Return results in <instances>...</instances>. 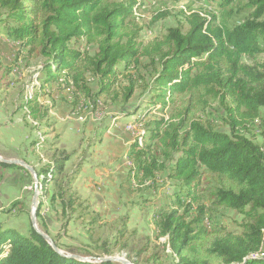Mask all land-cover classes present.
Segmentation results:
<instances>
[{"label":"trees","instance_id":"trees-1","mask_svg":"<svg viewBox=\"0 0 264 264\" xmlns=\"http://www.w3.org/2000/svg\"><path fill=\"white\" fill-rule=\"evenodd\" d=\"M233 1L222 2L220 18L189 10L190 14L185 13L187 31L171 27L162 40L140 52L138 31L127 27L136 0H0V35L19 42L18 55L23 60L42 59L38 69L42 86L57 81L61 90L100 96L113 88L121 64L137 69L143 56L150 57L151 79L128 72L124 99L130 100L144 82L155 96L154 103L162 102V110L167 101L177 103L167 118L146 123L144 145L131 144L129 175L139 185L149 181L154 193L159 187L165 190L167 202L154 212L156 236L166 239L163 249H170L176 264H264V62H243L245 57L255 59L264 52V0H247L228 9ZM242 13L248 15L232 23L227 18ZM81 38L96 42L97 53L89 55L73 46ZM88 73L97 77L98 92H92ZM12 82L0 80V88ZM28 83L19 92L22 103L18 108L29 106L33 117L42 119L48 110L37 100L44 92L36 90L25 101ZM214 103L223 107L225 116L212 111ZM48 147L53 150L50 160L37 170L43 194L51 203L60 201L61 214L68 222L81 218L85 212L79 208L84 202L71 188L84 158L70 171L67 162L77 149L69 152L49 142ZM50 171L52 178L47 176ZM161 178L164 184L158 185ZM48 182L54 185L51 193ZM223 208L244 215L239 228L222 225ZM40 226L48 232L45 222ZM137 241L139 247H132L136 251L133 263L143 258L161 264L149 237ZM0 264L122 263L61 254L32 225L27 234L0 228Z\"/></svg>","mask_w":264,"mask_h":264},{"label":"rangeland","instance_id":"rangeland-1","mask_svg":"<svg viewBox=\"0 0 264 264\" xmlns=\"http://www.w3.org/2000/svg\"><path fill=\"white\" fill-rule=\"evenodd\" d=\"M109 2L120 3L126 0H108ZM137 3L133 8V15L129 18L128 29H134L138 31L137 45L141 51L146 47L152 46L155 42L162 40L167 34L168 29L171 27L180 26L183 31H187L189 28V23L185 18V13L197 10L201 11L206 17L208 15L216 14L219 18L221 17V4L226 0H136ZM247 0H235L229 4L228 9L231 6H237L240 3H243ZM188 14V13H186ZM247 13H242L238 16L234 15L228 16L230 23L236 21L238 18L241 20ZM6 35L2 34L0 37H5ZM0 39V80L4 79L5 73L7 71L14 69L16 71H21L25 69V62L23 58L19 61L18 58H15L19 48H13L11 45L4 43L3 39ZM17 42V41H16ZM19 45V44H18ZM5 46V47H4ZM73 46L80 49L83 52L88 53L89 55H94L98 51V44L96 42H88L86 38H81L77 41H73ZM165 49H168L165 46ZM156 61L158 60V54H153ZM25 61V60H24ZM264 62V52L259 54L255 59H250L249 57L243 58V62L246 64H254L256 62ZM42 59L32 58L28 61L29 78H28V88L34 86V93L36 90H42L44 95H41L37 103L40 107L48 110V116L44 118L36 119L33 117L31 108L27 107L26 109H19L20 114L23 116L24 122L30 127V130L33 131L31 136V143H33L41 133L46 141L42 144V147L39 150H35L33 145L34 154L38 161V169L44 163L42 156L47 160L49 158V152L53 150L49 149L48 142L53 143L55 148H58L59 144V133L53 129V118L52 111L55 110V106H61L60 111L66 113V116H70V119L73 123H80L83 128V133L85 135L80 141L83 142V146L78 148H71L69 152L77 149V154L79 157L72 158V164L68 167L71 171L78 164L80 158L86 157L90 152L88 148V143L92 144L96 140H103V128L105 125H109V129L120 128L114 130L113 133L117 134L120 137L121 135L126 136L127 139L123 140L124 143L118 149L114 148L113 151V162L116 160L122 159L123 164H119L121 167L120 170L113 176V181L107 180V183H110L113 186L112 191L114 194V201L109 200L105 205L96 203L92 204L91 197L92 193L90 187L94 190H97V184L101 183V178L91 174L88 178V174H84L79 179L77 187L79 191L76 193L80 197V201L84 202L83 206L79 208V211H84L85 215L81 218L73 217L69 222L61 214V203L57 205L50 202L49 196H43L39 194L38 197V208L41 202L40 207V217L36 215L35 224L41 229V222H45L48 232L47 234L53 239L55 238L61 246V251L69 255H78L82 257H105V256H132L130 261L132 262L136 254L132 251V247L136 249L139 247L138 238L142 236H147L151 239V243L155 246V251L158 252L161 256V264H176L175 257L170 252V249H163V243L165 238H158L156 236V225H155V215L154 212L158 206L163 205L167 202L166 194L164 189L158 188L155 191L150 187L152 184L148 181L142 185H139L137 179L132 175H129L131 160L129 158V149L131 144L137 142L142 132V144L146 142L145 135L148 133V128L145 127L146 123L149 120L154 118L168 117L172 113L177 100L167 101V105L164 110H162V102L154 103L155 96L152 95L148 87L145 86L144 82H141L142 85L138 86L133 94L132 98L128 101L124 99L123 96V87L126 86L128 78L125 75L129 72L134 73L137 76H142L146 79H151L152 76V63L149 56H143L141 59L140 66L136 69L132 66L125 68L124 64L119 66V75L113 86V88L101 94L100 96H83L77 94L74 89H66L64 92H58V82H49L43 85V88H40L43 84V76L38 72V69L41 67ZM27 71V72H28ZM2 76V77H1ZM18 77V75H17ZM87 80L89 86L92 89V92H98L99 82L96 76L88 73ZM140 84V83H139ZM2 89V88H0ZM0 92H3L0 90ZM33 93V97H34ZM27 92L24 93V97ZM95 100H98L97 106H95ZM21 101H18V106ZM153 102V103H152ZM62 103V105L60 104ZM80 106H83L80 108ZM84 106H88L86 109ZM212 111L217 115L225 116L223 107L219 103H214ZM58 112V111H57ZM264 115V108L262 109ZM128 120L124 123L123 129L126 132H121V127L117 126L112 120L116 119L120 122L123 121V118ZM142 118L143 126L135 129L134 132H131L125 128L127 124H133L139 122V118ZM63 120V118H61ZM153 128V125H150ZM149 126V128H150ZM220 128L224 131H229V127L225 124H220ZM82 133V134H83ZM140 134V135H139ZM95 139V140H94ZM105 140V139H104ZM108 140H105V143ZM104 143V144H105ZM90 146V145H89ZM105 148V145H104ZM102 148V152L104 150ZM76 154V155H77ZM0 156H2L0 154ZM75 156V155H74ZM4 158V156H2ZM98 157L97 161H92L91 169L99 168L101 172H107L102 167H105V159ZM10 159V158H5ZM17 159V158H16ZM85 161V158H84ZM98 164V165H96ZM118 168V166H117ZM31 178V177H30ZM34 178V177H33ZM92 178V181H91ZM103 179V178H102ZM2 176L0 174V181ZM75 180V179H74ZM164 179H159L158 185L164 184ZM32 181V178L30 179ZM111 181V182H109ZM74 182V181H73ZM42 184V182H39ZM52 182L48 184L50 186ZM73 184V183H72ZM90 184V187L87 185ZM169 184V183H168ZM167 185V183H166ZM108 186V185H107ZM107 186L105 188H107ZM165 186V185H164ZM31 187V188H29ZM29 191L28 199L25 198L22 194L21 197L7 201H0V228H14L17 231L27 234L29 232L30 226L32 223V197L33 191L35 189V182L27 185ZM72 189V188H71ZM127 189V191H125ZM171 190V189H170ZM41 186L39 187V193H44ZM75 192V191H73ZM51 193V192H50ZM85 206H89L85 208ZM95 206V207H94ZM183 209L181 208L180 211ZM37 214V211H36ZM221 221L222 225L227 226L228 228H239L238 224L243 221L244 215L233 209L221 210ZM42 230V229H41ZM120 238V239H119ZM116 239H118L116 241ZM105 250H111V253H106ZM92 261H96L94 258ZM138 264H154L148 261H145L143 258L139 259ZM133 263V262H132ZM135 264V263H133Z\"/></svg>","mask_w":264,"mask_h":264},{"label":"crops","instance_id":"crops-1","mask_svg":"<svg viewBox=\"0 0 264 264\" xmlns=\"http://www.w3.org/2000/svg\"><path fill=\"white\" fill-rule=\"evenodd\" d=\"M1 38L2 37H0V39ZM2 39L6 44L5 46L11 45L13 48L17 47L20 50V47L18 45L19 42H16L15 40L10 39L7 36L3 37ZM18 53L15 54V58H17ZM21 59L22 56H20L19 61H21ZM23 62H25V69H22L21 71H16L14 69L11 72L7 71V73L3 75L5 76L4 79L13 80V82L9 85V87L0 89L3 91L0 92V154L4 156V158H17L24 160L31 166H33L37 171L39 163L34 154L33 144L31 143V136L33 135V131L30 130V127H28V125L24 122L23 116L20 114L21 111L18 110L19 92L23 85L29 81L28 78L30 76V71H28V68H26L29 67L28 61L23 60ZM43 87L44 86H42V88ZM64 91L65 90H61L58 88V92ZM60 104L62 105V103ZM60 108L61 106H55L56 112L54 110L52 111V117H54L53 129H55L59 133V136L57 138L59 139L58 148L65 149L67 151H69L71 148L79 149L80 146H83V142H81L80 140L85 137L84 133L82 132L83 128L81 127L80 123H73L71 120H67L68 118L70 119V116H66L67 114L61 112ZM61 118H63V120H61ZM126 119L127 118L125 117L123 118L122 122L118 121L117 126L121 127V132L122 130L123 132H126L123 129L124 123L128 121ZM113 129L117 130L120 128L113 127L112 129H107L103 132V138L105 140H108L106 143L104 139L101 141L96 140L92 144L88 143L87 146L88 148H90V152L86 155V157H84L85 161L72 184V191L77 192L79 191L77 183L83 176V173L85 175L88 174L86 178H88L91 174H94L101 178V183L97 184V190L92 191L93 189L90 187L91 185H87V187H90V191L92 192L90 193L91 197L89 199L91 200L92 204L96 206L95 209H97L96 203L105 205L107 202H110L109 200L114 201L113 196L115 192L112 191L113 186H111V184L107 183L106 181H113V176L117 173L118 170L121 169V167L119 166L120 162L121 164H123L122 159L113 162V160L115 159L113 158V151L114 148L118 149L120 146H122L124 144L122 141L127 138L124 135H121L123 137H120L117 134H114ZM102 148H104L103 152ZM80 150L81 149H79V152ZM77 157H79L78 154L74 156V158ZM98 157L105 159V167L102 168L104 170H107V172H101L99 168H95V170L90 168L92 166V161H97ZM71 164L72 159L67 162V168ZM0 174L2 176V180L0 181L1 202L15 200L21 197L22 194L25 198L28 199L29 191L27 189V185L29 186V184L35 182L32 174L28 170L19 166L6 167L0 161ZM30 177L32 178V181H30ZM106 186L107 188H105ZM49 188L50 192H52V190L54 189V185L51 183ZM125 191H127V189ZM57 202L58 203L56 204V207H59L57 205H60V201Z\"/></svg>","mask_w":264,"mask_h":264},{"label":"water","instance_id":"water-1","mask_svg":"<svg viewBox=\"0 0 264 264\" xmlns=\"http://www.w3.org/2000/svg\"><path fill=\"white\" fill-rule=\"evenodd\" d=\"M0 161L4 163H8L11 165H16L20 166L22 168H25L28 170L32 176L34 177L35 180V189H34V196L32 200V207H33V212H32V223L33 227L51 244V246L59 253L64 254L58 246L55 245L53 239L43 230L39 229V227L35 224L36 221V211L38 208V197H39V178L37 171L33 166H31L28 162L21 160V159H5L2 156H0ZM71 257L78 258L80 260H91L94 258L96 261H117L122 264H133L129 259H127L125 256H105V257H82L78 255H69Z\"/></svg>","mask_w":264,"mask_h":264},{"label":"built area","instance_id":"built-area-1","mask_svg":"<svg viewBox=\"0 0 264 264\" xmlns=\"http://www.w3.org/2000/svg\"><path fill=\"white\" fill-rule=\"evenodd\" d=\"M134 12V11H133ZM188 14H190L191 12H187ZM204 15V14H203ZM205 16V15H204ZM59 81H63V78H61ZM28 86L29 85H27L26 86V92H27V94H26V96H25V101H29V100H31L32 98H33V93H34V86H32V87H29L28 88ZM95 102V106H97V103H98V100H95L94 101ZM27 107H29V106H24V109H26V110H28V108ZM83 106H80V108H82ZM88 106H84V108L86 109ZM29 111V110H28ZM115 124H118V120H116V119H113L112 120ZM134 124H136V125H133V124H127V125H125V128L127 129V130H129V131H131V132H134L135 131V129L137 130L138 128H140V127H142L143 126V122H141V121H139L138 123H134ZM144 133L142 132V134L140 135V137H139V139H138V144L140 145V146H142L143 144H142V135H143ZM45 141H46V139H45V137L41 134V133H39V137L35 140V142H34V147H35V150H39L41 147H42V144H44L45 143ZM42 158V160H43V162H48V160L46 159V158H44L43 156L41 157ZM131 164H132V162H131ZM47 176H48V178H52V176H53V173H52V171H50L48 174H47ZM49 184V182L46 184V186ZM41 186V189H43V184H40L39 183V187ZM43 192V191H42ZM39 194H42L43 196H46V195H44L43 193H39ZM43 196H42V198H43ZM47 197V196H46Z\"/></svg>","mask_w":264,"mask_h":264}]
</instances>
